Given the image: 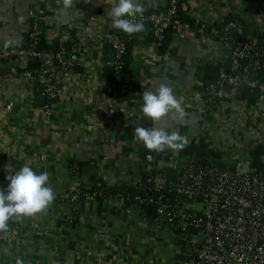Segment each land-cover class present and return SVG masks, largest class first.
Listing matches in <instances>:
<instances>
[{
	"label": "crops",
	"instance_id": "0c3cea01",
	"mask_svg": "<svg viewBox=\"0 0 264 264\" xmlns=\"http://www.w3.org/2000/svg\"><path fill=\"white\" fill-rule=\"evenodd\" d=\"M141 2L147 11L166 6V0ZM183 2L188 18L195 21L215 14V19L225 20L230 14L244 24L254 43L261 41L258 0ZM37 6L47 13L48 41L71 38L79 45L80 52L71 60L80 70H75L78 77L63 85L48 114L42 111L41 98L37 105L28 101L26 81L14 78L9 68L0 73V189L8 184L5 168L14 173L27 165L38 174L47 171L55 192L46 213L9 221L12 238L0 243V264H16L17 257L24 264H189L192 254L186 243L154 230L142 213H127L130 205L117 197L120 188L158 176L171 181L173 160L203 156L217 145L253 150L260 146L259 164L264 169V96L254 103L244 99L243 107L222 104L216 115L206 118L198 110L195 88L209 66L221 65L227 50H214L197 37L176 34L162 55L154 54L152 44L140 37L127 69L113 80L106 79L110 42L118 32L110 16L112 0H75L67 17L60 11L62 0H0V52L11 47L4 46L9 38L22 42L29 11ZM200 6L205 10L201 12ZM225 64L230 66L228 60ZM161 84L172 88L183 117L170 113L153 122L143 116L142 92H154ZM132 120L144 127L178 131L187 137V145L178 153L150 151L135 140ZM240 121L244 125L239 128ZM147 154L151 162L146 161ZM223 157L227 162L229 156ZM230 160L234 167H243ZM109 187L118 191L111 195ZM75 188L99 194L82 198L79 222L72 224L67 197Z\"/></svg>",
	"mask_w": 264,
	"mask_h": 264
},
{
	"label": "built area",
	"instance_id": "2783aa9c",
	"mask_svg": "<svg viewBox=\"0 0 264 264\" xmlns=\"http://www.w3.org/2000/svg\"><path fill=\"white\" fill-rule=\"evenodd\" d=\"M258 3L262 24L257 34L262 37L264 0H258ZM184 5L186 7L182 0H166L164 9L145 10L137 19H142L149 27L154 54L168 31L181 38L197 37L211 44L214 50L226 48L227 56H223L216 79L206 85L199 82L195 88L198 110L208 118L216 115L222 104L246 106L240 99L244 89L256 90L264 96V83L250 77L253 73L264 72V39L259 44L254 43L240 20L224 23V20L215 19V14L195 21L189 18L193 20L191 26L178 14L179 9L185 11ZM199 9L205 10L201 6ZM46 18L47 13L41 6L29 11V28L25 33L29 42L23 46L22 40L19 46L0 52V73L9 68L14 78L26 81L30 89L28 101L33 103L38 83L44 100L41 108L48 114L57 104L63 85L78 77L71 58L80 52V47L71 38L60 37V41L71 42L69 49L61 46L57 52L38 51L36 46L40 36L48 41ZM231 30H236L234 39L228 35ZM136 36L137 33L129 35L118 30L116 38L110 42L112 57L106 67L122 73L127 44ZM227 60L230 62L228 68L225 66ZM30 62L39 63V67L29 70ZM245 116L244 112V119ZM243 125L240 121L237 127ZM224 155L229 156L227 162ZM145 159L151 162V154ZM230 159L243 167H234ZM173 164L175 174L171 181L158 176L148 183L140 181L126 186L133 191L126 212L142 213L151 221L154 230L170 233L174 240L185 242L192 254L189 264H264V169L257 170L252 166L250 149L217 145L212 152L210 148L206 149L203 156L176 158ZM97 194L75 188L70 191L67 204L74 213L81 198ZM128 194L121 191L117 197L124 203ZM11 238L10 230L0 232V243Z\"/></svg>",
	"mask_w": 264,
	"mask_h": 264
},
{
	"label": "clouds",
	"instance_id": "9594fccd",
	"mask_svg": "<svg viewBox=\"0 0 264 264\" xmlns=\"http://www.w3.org/2000/svg\"><path fill=\"white\" fill-rule=\"evenodd\" d=\"M75 0H62L61 14L68 16V10L74 7ZM88 3V0H85ZM145 8L141 0H112L110 16L113 27L126 34L143 32L144 23L137 17H142ZM19 38H9L4 41L5 47L19 46ZM141 112L147 119L156 122L171 114L183 117L185 115L180 101L173 94V90L166 84H161L154 92H142ZM135 140L155 152L165 149L179 152L187 145V137L178 131L168 132L163 128L144 127L137 120H132ZM8 173L5 179L7 187L0 189V232L9 231V221L19 222L25 217L44 214L55 199V192L49 185V173H37L25 165L16 172ZM5 254H8L5 249ZM16 264H24L17 257Z\"/></svg>",
	"mask_w": 264,
	"mask_h": 264
},
{
	"label": "trees",
	"instance_id": "16d2710c",
	"mask_svg": "<svg viewBox=\"0 0 264 264\" xmlns=\"http://www.w3.org/2000/svg\"><path fill=\"white\" fill-rule=\"evenodd\" d=\"M183 1L184 0H182V3H183ZM263 12H264V6H263ZM178 14L180 16V19L183 22H187L191 26H193V20H189L188 16H186L185 11L183 9H179ZM235 19H236L235 16L234 17H227L224 20V23L233 21ZM144 26H145L144 31L143 32H138L136 38H134L132 41H130L127 44L126 56H125V65H124L123 71L125 69H127L128 65H129V60H130V57L132 56L133 47L135 45L139 44V42H141L140 41V37H144L145 40H147L150 43H152V41H153V38L148 33L149 27L147 25H144ZM171 35H172V33L170 31H168L166 36H165L164 41L156 49L157 54L162 55L168 50L169 43L171 41ZM72 38H73V34H72ZM260 38H261V41H262L264 39V34ZM261 41H259L257 44H259ZM28 42H29L28 41V35L24 34V36H23V46H27ZM71 45L72 44H71L70 41H60V38H56L55 40H53L51 42H48V41L45 40V38L43 36H40L39 41H38L37 46H36V49L38 51L57 52L61 46H64V47L69 49L71 47ZM38 67H39V63L30 62L28 64V69L29 70H36ZM219 68H220V64H217L215 66H209L205 70L204 77L202 78V81H201L202 85H206V84L210 83L211 81L215 80L217 75H218ZM74 70L79 72L80 69H77L75 67V65H74ZM103 75H104V77L106 79L113 80L114 78L118 77L120 74L116 73L115 70L112 67H106V69L104 70V74ZM250 77H251V79H256V80L260 81L261 83H264V72L253 73V74H251ZM41 89H42V87L37 83L35 85V91H36L35 92V99H36L35 100V104L36 105L38 104L39 98H41V96H40ZM260 97H261V94L258 91L244 89V90H242L240 99H242V100L245 99L249 103H254ZM262 155H263V151L261 150L260 146H256L254 148V150L250 148V156H251V159H252V163L254 164V166H255V168L257 170H263V166H261L259 164V159L261 158ZM104 188H106V187L105 186L102 187L101 190H103ZM107 190H110L111 195H114L115 194L114 192L118 191L117 188H110V187L107 188ZM88 191H89V193L93 192L92 189L88 190ZM120 191H123V193L124 192L129 193L128 194L129 198H128V200L124 201V205H126V206L127 205L128 206L131 205L130 197H131L132 192H133L132 189L128 188V187H125V186H122L120 188ZM81 201H82V198L80 199V204L78 206V210L76 212L72 213V215H71L70 223H72V224L79 222V215H80L81 210H82Z\"/></svg>",
	"mask_w": 264,
	"mask_h": 264
},
{
	"label": "water",
	"instance_id": "95a60500",
	"mask_svg": "<svg viewBox=\"0 0 264 264\" xmlns=\"http://www.w3.org/2000/svg\"><path fill=\"white\" fill-rule=\"evenodd\" d=\"M228 35H229L231 38L234 39V38L236 37V30H231V31H229ZM40 103L43 105L44 100L41 99V100H40Z\"/></svg>",
	"mask_w": 264,
	"mask_h": 264
}]
</instances>
